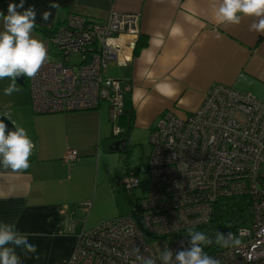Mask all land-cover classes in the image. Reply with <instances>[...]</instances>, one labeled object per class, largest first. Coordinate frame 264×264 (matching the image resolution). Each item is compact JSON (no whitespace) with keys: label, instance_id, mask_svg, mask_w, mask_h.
Returning a JSON list of instances; mask_svg holds the SVG:
<instances>
[{"label":"built area","instance_id":"2783aa9c","mask_svg":"<svg viewBox=\"0 0 264 264\" xmlns=\"http://www.w3.org/2000/svg\"><path fill=\"white\" fill-rule=\"evenodd\" d=\"M139 23V13L111 12L102 22L71 13L48 28L41 40L48 58L26 78L32 112L85 111L106 103L112 134H122L115 124L124 114L122 80L107 69L131 60ZM149 142L146 196L131 211L82 229L66 264H138L137 248L151 258L169 248L175 261L176 252L189 248L188 229L207 224L217 201L235 196L249 202L247 224L224 233L231 234L229 245L209 256L219 264H264V100L214 83L187 117L165 112ZM76 158L70 149L63 159ZM121 181L130 190L140 183L132 174Z\"/></svg>","mask_w":264,"mask_h":264},{"label":"crops","instance_id":"0c3cea01","mask_svg":"<svg viewBox=\"0 0 264 264\" xmlns=\"http://www.w3.org/2000/svg\"><path fill=\"white\" fill-rule=\"evenodd\" d=\"M20 2L0 0V12L7 14L10 3ZM23 3L25 8L30 5L36 8L32 35L39 40L43 35L40 28L54 27L71 13L101 22L111 12L139 13L138 39L142 45L133 49L128 63L109 65L117 68L118 76L108 75L122 80L124 114L119 123H126L128 130L139 125L151 131L167 111L187 117L201 105L214 83L250 92L264 100V34L249 31L254 17H243L239 25L217 24L212 0H23ZM51 3L60 7L49 8ZM45 11L51 12L47 21L42 18ZM26 78L22 83L17 80L19 91L11 95L4 94L10 79L0 80V115L6 113L15 125L23 127L35 145L27 170L13 172L0 167V222L15 223L19 231L29 234V242L36 245V251L27 255L17 249L23 264H66L77 234L100 223L89 227L86 224L92 205L89 196L97 180L94 153L120 135L112 134L114 123L106 103L93 110L33 113ZM108 120L112 123L110 133ZM70 149L77 151V158L67 163L63 158ZM87 201L90 206L85 210L82 205Z\"/></svg>","mask_w":264,"mask_h":264},{"label":"clouds","instance_id":"9594fccd","mask_svg":"<svg viewBox=\"0 0 264 264\" xmlns=\"http://www.w3.org/2000/svg\"><path fill=\"white\" fill-rule=\"evenodd\" d=\"M57 3H51L49 8L58 9ZM213 19L220 25H239L243 17H254L249 31L264 34V0H212ZM23 9V11H18ZM36 8L30 5L25 8L23 0L20 4L10 3L7 14L0 12L3 31H0V80L9 78L11 83L4 89L5 95L18 92L17 77L33 78L48 58L47 49L41 40L32 33L36 27ZM50 11L42 13L47 21ZM159 87L170 88L171 85ZM7 125L0 120V167L13 172L27 170L30 167L29 158L35 147L23 127L15 125V130H8ZM191 237L190 247L175 253L165 248L157 258L144 257L135 249L138 264H219V261L204 251V245L211 244L212 238L204 232L188 229ZM29 234L17 229L15 223L0 222V264H23L21 253L27 255L36 251V245L29 242ZM231 234H215V243L228 246Z\"/></svg>","mask_w":264,"mask_h":264},{"label":"rangeland","instance_id":"374dc122","mask_svg":"<svg viewBox=\"0 0 264 264\" xmlns=\"http://www.w3.org/2000/svg\"><path fill=\"white\" fill-rule=\"evenodd\" d=\"M72 59L78 60L79 57L73 56ZM110 74L118 76L117 68L109 67L107 75ZM104 108L102 112H105ZM111 124L108 120L109 133ZM115 124L119 125L123 131L120 136L128 135L129 138L124 149L111 150L110 145L113 140L111 139L107 146L99 147L94 153L93 161L97 180L89 196L92 205L87 216V227L131 211L136 203L133 199H140L148 192L151 131L139 125H134L131 130H128L127 124H120L119 121ZM130 174L140 181L132 190H128L121 181L124 176Z\"/></svg>","mask_w":264,"mask_h":264},{"label":"trees","instance_id":"16d2710c","mask_svg":"<svg viewBox=\"0 0 264 264\" xmlns=\"http://www.w3.org/2000/svg\"><path fill=\"white\" fill-rule=\"evenodd\" d=\"M43 35L49 32V29L40 28L39 29ZM142 45L139 39L136 41L134 50ZM129 124V123H128ZM249 202L243 196H235L231 198L219 199L214 207V211L209 222L205 225L199 226L193 230L204 232L213 242L208 245H204V251L210 255L216 251L219 247L215 243V234L217 232L226 233L233 230L237 226L245 223L248 218ZM188 245L190 247L191 237L186 234Z\"/></svg>","mask_w":264,"mask_h":264},{"label":"water","instance_id":"95a60500","mask_svg":"<svg viewBox=\"0 0 264 264\" xmlns=\"http://www.w3.org/2000/svg\"><path fill=\"white\" fill-rule=\"evenodd\" d=\"M23 78L24 76L17 77L18 82L22 83ZM0 120H2L7 125L6 135L8 130H12V131L15 130V123L7 116L6 113L0 115ZM128 138H129L128 135L127 136L122 135L114 139L113 141H111L110 149L111 150L124 149L125 143L127 142Z\"/></svg>","mask_w":264,"mask_h":264},{"label":"flooded vegetation","instance_id":"af4514ba","mask_svg":"<svg viewBox=\"0 0 264 264\" xmlns=\"http://www.w3.org/2000/svg\"><path fill=\"white\" fill-rule=\"evenodd\" d=\"M125 146H126V143H125Z\"/></svg>","mask_w":264,"mask_h":264}]
</instances>
